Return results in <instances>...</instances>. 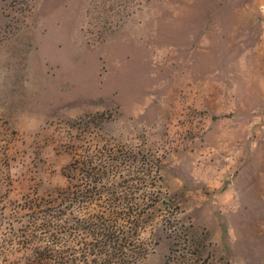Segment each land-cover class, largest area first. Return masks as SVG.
Returning <instances> with one entry per match:
<instances>
[{
  "label": "rangeland",
  "instance_id": "1",
  "mask_svg": "<svg viewBox=\"0 0 264 264\" xmlns=\"http://www.w3.org/2000/svg\"><path fill=\"white\" fill-rule=\"evenodd\" d=\"M68 191L102 264H264V0H0V264Z\"/></svg>",
  "mask_w": 264,
  "mask_h": 264
},
{
  "label": "trees",
  "instance_id": "2",
  "mask_svg": "<svg viewBox=\"0 0 264 264\" xmlns=\"http://www.w3.org/2000/svg\"><path fill=\"white\" fill-rule=\"evenodd\" d=\"M60 195L61 198L46 202L47 207L42 209L45 206L43 203L40 210L42 220L37 229L42 230L43 234L76 236L82 246L43 249L36 252V257L30 264H102L101 261L107 260V252L119 249L121 253L126 248L121 244V236L126 237L130 229L135 228L136 218L128 219L103 213L85 214L89 205L98 199L73 198L69 191ZM121 220L126 221V224H121ZM76 231H81L83 238L76 235ZM91 256L92 260L89 259ZM131 262L127 261L128 264Z\"/></svg>",
  "mask_w": 264,
  "mask_h": 264
}]
</instances>
